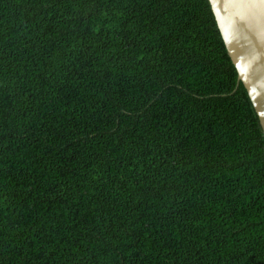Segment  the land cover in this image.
I'll return each instance as SVG.
<instances>
[{
	"label": "trees",
	"instance_id": "16d2710c",
	"mask_svg": "<svg viewBox=\"0 0 264 264\" xmlns=\"http://www.w3.org/2000/svg\"><path fill=\"white\" fill-rule=\"evenodd\" d=\"M0 264H264V129L209 0H0Z\"/></svg>",
	"mask_w": 264,
	"mask_h": 264
},
{
	"label": "water",
	"instance_id": "95a60500",
	"mask_svg": "<svg viewBox=\"0 0 264 264\" xmlns=\"http://www.w3.org/2000/svg\"><path fill=\"white\" fill-rule=\"evenodd\" d=\"M264 129V0H209Z\"/></svg>",
	"mask_w": 264,
	"mask_h": 264
}]
</instances>
